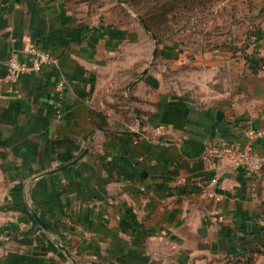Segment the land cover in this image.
<instances>
[{
    "label": "crops",
    "instance_id": "0c3cea01",
    "mask_svg": "<svg viewBox=\"0 0 264 264\" xmlns=\"http://www.w3.org/2000/svg\"><path fill=\"white\" fill-rule=\"evenodd\" d=\"M94 1L0 0V264H73L54 241L77 264L249 255L263 237L264 170L216 172L202 155L264 130V23L245 56L165 44V65L127 89L132 124L99 104L109 53L129 35ZM31 47L59 68L8 79Z\"/></svg>",
    "mask_w": 264,
    "mask_h": 264
},
{
    "label": "rangeland",
    "instance_id": "374dc122",
    "mask_svg": "<svg viewBox=\"0 0 264 264\" xmlns=\"http://www.w3.org/2000/svg\"><path fill=\"white\" fill-rule=\"evenodd\" d=\"M71 1L74 8L81 7L80 2H83V0ZM94 5L95 7L105 6L115 22L129 35L126 42L122 43L120 51L116 54L109 53L102 89L98 97L101 109L112 116L119 115L128 122L133 120L135 115H132L127 107L129 99L127 89H131L137 83L136 80L144 79L147 72L151 70L150 67L157 64L165 65L162 56L165 44L174 42L187 47L198 41L203 45H214L228 40L240 48L246 39L251 42L254 28L264 23V13L260 11L263 7L261 2L209 0L205 8H196L193 11L187 10L183 5H176L169 19L154 28V33L161 39V43H158L155 34L151 30L149 33L139 20V15H145L153 6L152 0L130 1L128 4H125L123 0H98L96 3L94 1ZM201 39H203L202 42ZM146 70V74H143ZM262 205L264 216V199ZM261 225L264 231V221ZM258 247L255 250L257 254L252 260L254 264H264V234ZM247 256L233 259L206 257L200 264H247L249 261Z\"/></svg>",
    "mask_w": 264,
    "mask_h": 264
},
{
    "label": "built area",
    "instance_id": "2783aa9c",
    "mask_svg": "<svg viewBox=\"0 0 264 264\" xmlns=\"http://www.w3.org/2000/svg\"><path fill=\"white\" fill-rule=\"evenodd\" d=\"M27 61L21 63L12 59L8 64V79L18 80L27 74H37L46 66L59 68V61L46 51L37 47H31L26 52ZM67 87L65 80L56 84V92L62 98ZM264 137V130H256L249 127L246 131L245 141L236 144H209L202 155L203 161L211 169L220 172L222 165L227 163L234 168L245 169L251 175H260L264 170V155L255 152L256 141ZM217 178L211 181L214 186ZM211 197L214 192L208 193Z\"/></svg>",
    "mask_w": 264,
    "mask_h": 264
},
{
    "label": "trees",
    "instance_id": "16d2710c",
    "mask_svg": "<svg viewBox=\"0 0 264 264\" xmlns=\"http://www.w3.org/2000/svg\"><path fill=\"white\" fill-rule=\"evenodd\" d=\"M83 1H91V0H83ZM142 2L147 0H123L125 4H128L129 2ZM209 0H152V7H150L149 10H147L145 15H139V17L144 21L145 26L151 30L154 33V28L158 27L162 22H166L169 19V16L171 14V11L174 10L176 5H183L187 10L193 11L196 8H205L207 2ZM217 1H227V0H217ZM253 1H250L252 3ZM173 4V5H170ZM228 32V30H227ZM229 33L231 31L229 30ZM255 32H253L252 36L255 35ZM155 34V33H154ZM222 36V35H221ZM227 36V35H224ZM155 37L158 40V43H161V39L158 35L155 34ZM250 40L246 39L244 45L240 48H238L234 43L231 41L225 40L223 42H217L214 45H212V48H221L226 49L234 54H241L242 56H245L246 51L249 47ZM143 80V79H142ZM137 84V83H136ZM135 84V85H136ZM133 85L131 89L135 86ZM130 100H132L130 97L127 100L128 104V110L133 115V110L130 106ZM124 121H126L124 119ZM127 123L132 122V124H136L135 116H133V120L130 122L126 121ZM264 234V231H263ZM257 254L255 251H252L247 257H249V261H247V264H254L252 258H254V255ZM251 259V260H250ZM255 260V259H254Z\"/></svg>",
    "mask_w": 264,
    "mask_h": 264
},
{
    "label": "water",
    "instance_id": "95a60500",
    "mask_svg": "<svg viewBox=\"0 0 264 264\" xmlns=\"http://www.w3.org/2000/svg\"><path fill=\"white\" fill-rule=\"evenodd\" d=\"M139 20L141 21V23L143 24V26L146 28V30L150 33V30L145 26L144 21L141 18H139ZM153 39L156 40L155 37H153ZM155 45L157 46V42L155 43ZM155 52H156V50L153 53V57L155 56ZM146 72H147V70L144 71L143 74H146ZM130 86L131 85H129V87ZM88 152H89V148L85 149V151L77 159H75L74 161H72L68 166H71V165L76 164L78 161H80L81 159H83L88 154ZM38 221H39V219H38ZM54 243L59 247V249H61L67 255V257L72 261L73 264H77L76 260L71 256L70 252L65 247H63L58 241H54Z\"/></svg>",
    "mask_w": 264,
    "mask_h": 264
}]
</instances>
